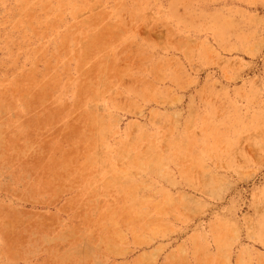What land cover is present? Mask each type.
Here are the masks:
<instances>
[{"label": "rangeland", "instance_id": "obj_1", "mask_svg": "<svg viewBox=\"0 0 264 264\" xmlns=\"http://www.w3.org/2000/svg\"><path fill=\"white\" fill-rule=\"evenodd\" d=\"M0 264H264V0H0Z\"/></svg>", "mask_w": 264, "mask_h": 264}]
</instances>
